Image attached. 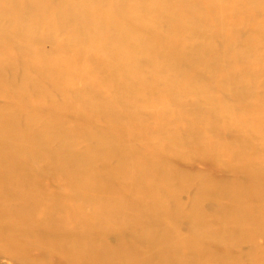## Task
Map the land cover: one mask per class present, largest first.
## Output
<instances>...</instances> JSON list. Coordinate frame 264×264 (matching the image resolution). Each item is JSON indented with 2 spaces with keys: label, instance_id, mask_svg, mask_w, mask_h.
Returning <instances> with one entry per match:
<instances>
[{
  "label": "bare ground",
  "instance_id": "bare-ground-1",
  "mask_svg": "<svg viewBox=\"0 0 264 264\" xmlns=\"http://www.w3.org/2000/svg\"><path fill=\"white\" fill-rule=\"evenodd\" d=\"M0 17V96L41 106L0 109V192L11 199L0 200L5 249L22 253L18 241L37 227L34 240L66 253L63 264H94L106 250L85 236L124 231L141 245L118 241L106 251L124 264H264V249L250 243L264 210V0H0ZM67 112L107 124L69 133ZM83 142L91 145L76 150ZM186 150L246 178L233 204L211 211L243 241H224L208 224L216 187L197 181L182 201L184 177L169 163ZM53 172L59 185L46 183ZM221 242L252 248L227 260L209 252Z\"/></svg>",
  "mask_w": 264,
  "mask_h": 264
},
{
  "label": "rangeland",
  "instance_id": "rangeland-1",
  "mask_svg": "<svg viewBox=\"0 0 264 264\" xmlns=\"http://www.w3.org/2000/svg\"><path fill=\"white\" fill-rule=\"evenodd\" d=\"M256 14V16H255ZM253 13L252 17L255 20H261L262 16L258 13ZM255 17V18H254ZM0 17V26H4L5 22H1ZM3 20V19H2ZM47 49V46H45ZM152 55H156V52L152 51ZM154 97L159 98V91L155 90ZM41 106L39 104H33V105H27L25 103H22L18 100H14L10 98V96L2 95L0 96V109H4L9 111L10 113H15L17 111L19 112H33L40 108ZM48 111V108L45 109ZM60 118L65 122L66 130L70 133L75 130L83 131L85 129L90 131H97L99 129H102L105 127L107 123L101 119H93L90 116H82L77 117L74 114L67 112L60 114ZM12 124L17 129L22 128V123L19 117L14 116L11 118ZM223 141L227 142L232 139V135L227 132L223 131L220 134ZM90 142H83L76 146V150L83 151L87 146H90ZM110 156V153L108 154ZM107 156L103 163H101V166L105 167L106 170L113 164L114 160L112 159V156ZM40 164L36 163L32 165V168H39ZM99 165V164H98ZM5 166V165H3ZM169 167L178 175L181 177H184V185H185V194L182 195V201L184 203L188 202L190 197L194 194L195 188L197 187V181H202L200 183L207 184L208 186L216 187L217 190H220V195L213 200H207L205 202V209L207 212V220L208 224H212L213 227L217 228L218 234L222 235L225 234L229 238V240L224 241H243L241 240V232L235 229H229L224 224L216 222L211 217L212 214H214L212 211V208L219 207L221 209H226L228 206L233 204L239 197H240V189L245 184L246 178L242 175L240 172V169H231V168H225L222 166V164H219L212 160L210 157L202 155L197 152L186 150L183 156L175 157L170 160ZM61 168L67 169L68 165L63 164L61 165ZM96 178L93 173H89L86 176L87 181L90 183L94 182V179ZM148 176L142 177L141 181H148ZM114 184L118 186H123L125 183V179L119 177L116 181H113ZM46 183L50 185H59L61 183V176L57 172L51 173L48 178L46 179ZM174 185L177 184V180L172 182ZM114 185V186H116ZM117 186V187H118ZM2 189V188H1ZM63 189L62 186L57 187V191L61 192ZM248 196V193H245ZM245 195V197H247ZM250 196V195H249ZM244 198L243 193V200H247L249 202L252 201L250 197ZM135 199V197L131 198H123L122 200L126 203H129L130 200ZM0 200L4 201L5 205L9 206V203L11 202V199H9L5 193L0 192ZM17 209L18 212L24 213L27 211V209H23L21 207L18 208V206L14 207ZM85 211L89 212L92 211L90 206H84L83 207ZM24 210V211H23ZM71 214V212H67V215ZM21 216V215H18ZM23 216V215H22ZM212 219V220H211ZM214 222V223H213ZM37 227H34V229H31V237L26 239L23 243L22 241H18L19 244H24L25 248L22 253H16L13 251H9L5 249V241H4V232L0 229V264H63L62 260L67 256L66 253L58 252L57 255L54 253L46 252L43 248L39 246V244L34 240L39 238V232L36 230ZM184 234H192L193 229L192 227H186L183 229ZM222 234H221V232ZM69 235L74 236L73 233L67 232ZM3 235V236H2ZM79 235H82L79 233ZM97 235V234H95ZM95 235L85 236L87 239H90L92 241H97L98 244L100 243L101 248L105 249L106 251L113 250V248L116 247V243L118 241H132L129 243V245H133L136 247H139L141 243L136 242L135 240H131V238L128 236V233L124 231H113L107 234H104L102 237H97ZM238 235V236H237ZM93 236V237H92ZM119 236H122L118 239ZM226 236V237H227ZM242 236V235H241ZM82 236V239L85 238ZM234 238V239H233ZM236 238L238 240H236ZM30 239V241H29ZM97 239V240H96ZM231 239V240H230ZM28 240V241H27ZM253 247L256 249H264V210L262 211L261 221L259 224V231L256 232V235H254V239L252 242H250ZM127 244V243H125ZM128 245V244H127ZM64 247H69L66 242L64 244ZM252 247L247 246L246 243L239 244L236 247L230 245L228 242H221V243H213L211 244L209 248V252L214 255L218 256L222 254L223 257H225L227 260L234 259L238 257L239 253H243L246 251H249ZM102 250V249H101ZM101 251V255L98 258L97 262H94V264H124V259L120 258H112L108 254V252ZM60 253V254H59ZM215 253V254H214ZM105 256V257H104ZM213 264V263H212ZM219 264V263H217ZM239 264H250V260L246 257H243L240 259Z\"/></svg>",
  "mask_w": 264,
  "mask_h": 264
}]
</instances>
